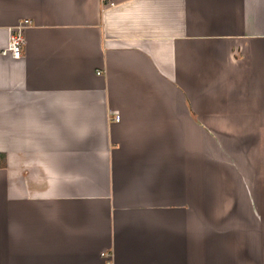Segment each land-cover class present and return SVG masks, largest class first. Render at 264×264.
<instances>
[{
  "label": "crops",
  "instance_id": "1",
  "mask_svg": "<svg viewBox=\"0 0 264 264\" xmlns=\"http://www.w3.org/2000/svg\"><path fill=\"white\" fill-rule=\"evenodd\" d=\"M262 134L264 0H0V264H264Z\"/></svg>",
  "mask_w": 264,
  "mask_h": 264
},
{
  "label": "built area",
  "instance_id": "2",
  "mask_svg": "<svg viewBox=\"0 0 264 264\" xmlns=\"http://www.w3.org/2000/svg\"><path fill=\"white\" fill-rule=\"evenodd\" d=\"M30 23L31 19L24 17L10 26L8 43L1 49L2 54H8L14 58L22 56L25 44V32ZM114 118L119 119V114H116Z\"/></svg>",
  "mask_w": 264,
  "mask_h": 264
},
{
  "label": "trees",
  "instance_id": "3",
  "mask_svg": "<svg viewBox=\"0 0 264 264\" xmlns=\"http://www.w3.org/2000/svg\"><path fill=\"white\" fill-rule=\"evenodd\" d=\"M5 163V155L4 153L0 152V166Z\"/></svg>",
  "mask_w": 264,
  "mask_h": 264
},
{
  "label": "rangeland",
  "instance_id": "4",
  "mask_svg": "<svg viewBox=\"0 0 264 264\" xmlns=\"http://www.w3.org/2000/svg\"><path fill=\"white\" fill-rule=\"evenodd\" d=\"M262 138H264V134H262ZM255 182H256V181H255ZM256 183H257V182H256ZM259 183H262V184H263V183H264V178H261V177H260V179H259Z\"/></svg>",
  "mask_w": 264,
  "mask_h": 264
}]
</instances>
